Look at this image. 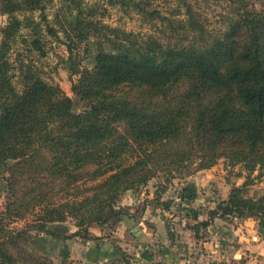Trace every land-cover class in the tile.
I'll list each match as a JSON object with an SVG mask.
<instances>
[{
	"label": "trees",
	"instance_id": "obj_1",
	"mask_svg": "<svg viewBox=\"0 0 264 264\" xmlns=\"http://www.w3.org/2000/svg\"><path fill=\"white\" fill-rule=\"evenodd\" d=\"M57 1L65 14L55 22L69 40L71 97L30 59L46 56L44 32L58 38L45 15L54 0H0L6 17L0 25V195L6 197L0 215L33 217L28 229L0 227V264L24 259L8 252L7 240L23 239L64 263L69 241H102L90 237L93 227L123 223L137 238L145 207L133 212L121 197L159 173L172 177L224 159L247 175H264V9L246 0H212L231 8L223 32L212 36L185 0H179L185 17L176 21L150 9L148 0ZM107 6L166 22L173 33L163 39L111 27L100 14ZM82 185L80 195L69 193ZM246 185L232 186L207 221H199L195 206L187 209L195 222L190 230L233 216L253 218L264 237V195L245 197ZM163 191L155 192L152 206L168 210ZM60 192L67 197L57 201ZM68 218L76 223L73 233L64 225ZM110 248L111 262L130 264L122 247Z\"/></svg>",
	"mask_w": 264,
	"mask_h": 264
},
{
	"label": "rangeland",
	"instance_id": "obj_2",
	"mask_svg": "<svg viewBox=\"0 0 264 264\" xmlns=\"http://www.w3.org/2000/svg\"><path fill=\"white\" fill-rule=\"evenodd\" d=\"M185 1L191 6L194 17L205 25L208 33L214 36L223 32L230 17L231 8L227 3L212 0ZM246 1L257 11L264 9V0ZM85 2L88 3L87 0ZM101 3L103 4L104 1ZM148 4L150 9L157 10L170 21L185 17L184 7L179 0H148ZM60 6L61 3L54 0L45 10L50 26L57 30L58 38L44 32L46 56L38 58L32 55L30 59L46 81L59 85L64 94L71 97L72 81L66 68L68 52L65 44L69 40L59 28V24L55 22L56 16L60 19L64 18L65 13L60 11ZM101 9L100 14L104 13L102 20L111 27L135 33L153 34L163 39L173 33L166 22L148 21L135 12H126L118 6H107ZM34 15L38 21V12ZM5 22L6 17H0V25ZM23 31L28 32L27 29ZM73 52L76 54L77 49ZM76 79L75 76L72 78V80ZM210 172L211 176L207 177L206 175ZM171 175L173 178L165 173H159L146 186L138 191L126 192L120 200L121 205L131 207L133 212L145 207L136 225L140 229L148 230V240L145 239L146 235L142 236L140 243L147 247L146 251L150 256L149 264H169L170 262L171 264H264V237L259 233L257 223L253 218L237 219L233 216L215 218L207 228L200 226L194 232L190 230V227H193L195 222L191 214L187 212V209L195 206L199 221H207L209 212L227 198L231 187L242 186L244 183L247 184L245 197L257 199L263 196L264 175L261 172L256 170L247 175L241 166L232 167L224 159H220L209 169L199 171L191 169L183 174L174 172ZM162 188L164 191L161 199L171 202L168 210L152 206L155 192ZM83 190L82 185L81 189L70 190L69 193L80 195ZM61 197H67V193L60 192L54 195L57 201H60ZM5 203V194L0 195V214L4 212ZM32 219L31 216L25 221L12 216L0 215V227H3L5 231L28 229L27 225ZM64 225L70 233L77 230L76 223L70 218ZM93 228L101 233L102 241L97 242L84 238L69 241L70 254L64 263L55 253L35 252L32 247L25 244L23 239L7 240L5 243L8 252L16 259L24 258L17 264H123L111 262L112 253L107 257V253L104 252L106 248L111 249L112 244L122 247L130 264L138 263L137 256L134 254L137 238L128 233L126 225L119 223L115 226ZM90 237H95L91 231ZM87 242H92L90 245L93 247L97 243L103 244L98 248H89ZM51 246L58 247L53 243ZM29 254L33 257H29ZM166 254L172 258H166Z\"/></svg>",
	"mask_w": 264,
	"mask_h": 264
},
{
	"label": "crops",
	"instance_id": "obj_3",
	"mask_svg": "<svg viewBox=\"0 0 264 264\" xmlns=\"http://www.w3.org/2000/svg\"><path fill=\"white\" fill-rule=\"evenodd\" d=\"M206 176L207 177L211 176V172L208 173ZM206 179H208V178H206ZM90 231L95 235V237H101V233L99 231L97 232V230L95 228H91ZM141 231H142V233H141ZM145 235H146L145 239L147 238V240H148V235H149L148 230L146 228L140 229L138 236H137V240L135 241V246H134V250H135L134 254H135V256H137L138 263H134V264H139V263L146 264V262H147V264H149V262H150V256H149V253L146 251L147 250L146 245L140 243L142 236L144 237ZM145 239H143V240H145ZM86 244L88 245L89 248H95V245H94V247L92 245H90V244H92V242H87ZM105 251L107 252V257H108V254L112 253L111 249L106 248ZM166 256H167L166 258H169V259H170V257L172 258V256H169L168 254H166ZM111 258H112V255H111ZM167 262H168V259H167ZM169 264H171V262ZM174 264H176V263H174Z\"/></svg>",
	"mask_w": 264,
	"mask_h": 264
}]
</instances>
